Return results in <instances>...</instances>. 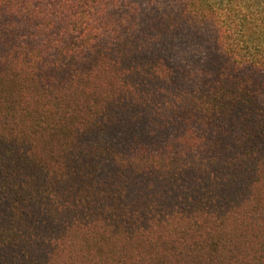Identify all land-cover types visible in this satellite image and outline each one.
Wrapping results in <instances>:
<instances>
[{
    "label": "trees",
    "instance_id": "obj_1",
    "mask_svg": "<svg viewBox=\"0 0 264 264\" xmlns=\"http://www.w3.org/2000/svg\"><path fill=\"white\" fill-rule=\"evenodd\" d=\"M0 264H264V0H0Z\"/></svg>",
    "mask_w": 264,
    "mask_h": 264
}]
</instances>
